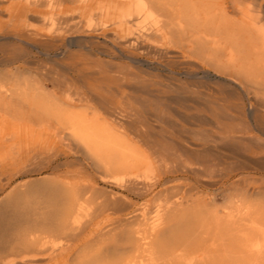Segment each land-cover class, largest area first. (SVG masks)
<instances>
[{"label": "bare ground", "instance_id": "bare-ground-1", "mask_svg": "<svg viewBox=\"0 0 264 264\" xmlns=\"http://www.w3.org/2000/svg\"><path fill=\"white\" fill-rule=\"evenodd\" d=\"M0 4L3 39H14L53 63L56 77L47 76L52 87L59 84V75L62 84L89 88L109 82L115 86L107 93L122 100L136 98L142 81L161 77L172 81L177 74L207 80L214 76L231 89L238 87L254 103L249 112L255 133L249 137L250 153L255 171L264 176V0H4ZM93 36L104 39L106 46L96 45ZM30 57L20 54L11 61L40 64ZM31 74L15 68L0 78V104L11 109L14 102L24 101L57 118L93 162L100 180L124 195L114 190L102 193L90 183H59L20 194L19 187H12L10 197H16L5 203L8 212H0V264H264V198L243 200L238 212L228 216L207 205L194 211L190 204L188 211L175 212L174 203L165 215L136 213L132 199L155 202V186L144 180L125 141L88 119L90 106L82 112L72 109L75 102L110 97L99 91L88 95L63 91V100H57L45 92L48 85ZM105 112L121 120L140 113L120 108ZM121 129L137 142L150 130L131 125ZM150 207L146 204L145 210ZM109 211L112 228H93L97 214Z\"/></svg>", "mask_w": 264, "mask_h": 264}, {"label": "rangeland", "instance_id": "rangeland-1", "mask_svg": "<svg viewBox=\"0 0 264 264\" xmlns=\"http://www.w3.org/2000/svg\"><path fill=\"white\" fill-rule=\"evenodd\" d=\"M0 2L4 3V0ZM0 6L4 8L3 5ZM36 27L41 28L42 25L37 24ZM3 37L0 30V78L13 72L15 68H21L32 71L33 79L48 85L45 92L57 100H63V91L82 92L86 95L99 91L110 97L107 91L115 85H108L109 82H105L101 87L89 88L82 83L62 84L63 77L59 75V84L52 87L47 76L56 77L52 72L54 64L44 61L35 51L26 49V45L14 39L4 40ZM93 37L91 41L96 45L106 46L104 39L96 40L95 36ZM70 50L75 52L76 48ZM20 54H30V59L38 60L40 64L28 66L21 62L18 64L15 60L11 61ZM33 55L37 58H33ZM119 64L127 66L125 63ZM199 72L201 76L204 75L200 70ZM62 75L72 78L70 73ZM174 78L172 81L161 77L140 82L134 99L110 97L101 100L93 97L94 100L87 104L75 102V107L72 108L76 112H82L90 106L92 109L88 119L106 128L111 135L124 140L134 163H140L144 180L148 185L155 186L154 194H158L155 202L150 204L147 199H132L137 204L136 213L147 211L151 217L165 215L169 212L167 206L174 203L175 212L183 208L188 211L190 204L194 211H199L203 205H207L210 211L228 216L232 211L235 214L238 212L237 209L243 200L264 198V176L260 177L255 171L257 169L250 153V138L255 134L249 113L250 105L254 104L253 100L238 87H235L237 90L234 87L231 89L230 85L214 76L207 80L196 78L193 74H177ZM10 108L0 104V212L9 211L5 203L9 204V201L16 197H10L9 193L12 187L16 186L19 187L16 191L18 194L26 190L48 189L52 188L53 184L67 182L90 183L102 193L115 191L100 180L93 169V162L84 155L82 148L68 137V131L63 129L57 118L44 115L37 110V106L24 101H16ZM106 108L140 113L137 118L132 116L121 120L114 115L108 116L106 112L105 114ZM94 111L99 113L93 115ZM130 125L150 130L146 134L141 133L140 142H137L133 134L121 131V126ZM115 192H118V196L124 195L121 191ZM180 201H184L183 207H179ZM146 204L151 207L145 210ZM15 210L17 211L12 209V213ZM100 215L97 214L93 228L100 225L105 231L112 228V213L109 211Z\"/></svg>", "mask_w": 264, "mask_h": 264}]
</instances>
